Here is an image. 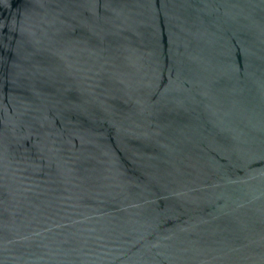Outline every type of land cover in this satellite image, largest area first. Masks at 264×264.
<instances>
[{"label":"water","instance_id":"1","mask_svg":"<svg viewBox=\"0 0 264 264\" xmlns=\"http://www.w3.org/2000/svg\"><path fill=\"white\" fill-rule=\"evenodd\" d=\"M0 264H264V0H0Z\"/></svg>","mask_w":264,"mask_h":264}]
</instances>
